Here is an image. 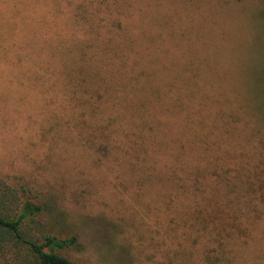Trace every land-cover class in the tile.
Masks as SVG:
<instances>
[{"label":"rangeland","instance_id":"374dc122","mask_svg":"<svg viewBox=\"0 0 264 264\" xmlns=\"http://www.w3.org/2000/svg\"><path fill=\"white\" fill-rule=\"evenodd\" d=\"M0 179L73 264H264V0H0Z\"/></svg>","mask_w":264,"mask_h":264},{"label":"trees","instance_id":"16d2710c","mask_svg":"<svg viewBox=\"0 0 264 264\" xmlns=\"http://www.w3.org/2000/svg\"><path fill=\"white\" fill-rule=\"evenodd\" d=\"M46 204L26 198L24 192L0 179V260L5 264H73L62 252L76 237L54 236L42 229Z\"/></svg>","mask_w":264,"mask_h":264}]
</instances>
